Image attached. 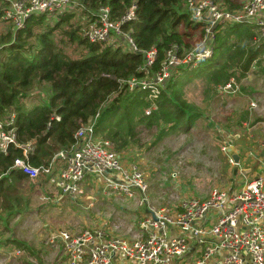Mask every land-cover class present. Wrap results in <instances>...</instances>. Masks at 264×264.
I'll list each match as a JSON object with an SVG mask.
<instances>
[{
	"label": "built area",
	"instance_id": "2783aa9c",
	"mask_svg": "<svg viewBox=\"0 0 264 264\" xmlns=\"http://www.w3.org/2000/svg\"><path fill=\"white\" fill-rule=\"evenodd\" d=\"M74 3L76 0H7L2 18L11 22L17 31L25 28L32 16H60L73 10ZM186 4L193 19L202 26V38L182 54L179 46L169 48L151 79L133 76L124 80L129 90L149 87V96L158 98L174 71L181 67H197L214 56L216 34L221 26L254 24L264 35V0H246L236 9L227 8L218 0H186ZM94 16L85 32L91 42L125 39L133 51L145 55V67L155 65L158 49H140L123 27L136 17L135 5L117 20L112 18V10L107 5L101 6ZM236 86V78L232 76L224 90L235 91ZM251 106H257L255 101ZM146 113L151 114V110ZM15 119V112L0 117V154H8L12 145L22 147L23 156L14 160L11 170H19L35 182L42 174L51 175L52 164L36 166L30 162L32 144L19 143ZM230 147L225 145L223 150L228 154ZM262 147L264 150V142ZM59 155L65 159L66 166L60 169L57 182L62 194L70 199H77L84 193L83 183L90 176L99 178L102 186H110L114 192L128 197H133L138 190L141 204H150L149 184L140 164L125 162L111 141L96 140L92 123L78 129L70 151ZM228 161L237 165L229 154ZM110 174L117 175L116 181L106 177ZM140 225L145 235L132 239L100 228H87L79 233L68 229L52 232L48 241L63 246L67 264H176L194 249L201 252L197 264H264V178L246 179L233 192L215 188L203 200L187 198L178 209L150 207Z\"/></svg>",
	"mask_w": 264,
	"mask_h": 264
},
{
	"label": "trees",
	"instance_id": "16d2710c",
	"mask_svg": "<svg viewBox=\"0 0 264 264\" xmlns=\"http://www.w3.org/2000/svg\"><path fill=\"white\" fill-rule=\"evenodd\" d=\"M218 1L230 9L239 8L244 3V0ZM76 2L81 5V7L78 5V9L88 17L84 27L73 23L74 14L78 10L74 13L68 10L54 17L35 15L27 21L25 28L15 30V35L11 31L0 41L3 43L0 49V117L16 113L14 127L20 144L37 139L36 153L29 155L30 162L37 166H48L56 150L69 151L75 142L77 130L89 123L93 124L96 140H100L97 137L98 133L107 131L122 109L124 115H129L144 102L143 97L148 96L151 91L149 87H138L131 91L124 80L133 76L152 78L159 70L169 48L179 46L182 54L196 46L203 35L202 26L193 19L186 0H76ZM6 3L7 1L0 0V17ZM103 5L111 8L112 18L116 20L135 5L136 17L123 27L130 32L140 49L153 47L158 49V59L152 68L145 67V55L133 51L125 39L114 40L118 43L113 41L105 43L91 42L86 37L85 32L95 19L94 12ZM38 28H41L39 32ZM60 30L68 41L55 40L56 32ZM237 31L240 37L238 40L236 38L237 41L233 40L225 49L227 44L224 37ZM29 39H36L38 43L34 45ZM72 43L77 48L70 53L68 49ZM252 45L257 52L251 54L243 68L242 64L240 69L238 68L242 75L249 71L254 75L260 69L261 58H258V55L260 51H264V35L254 24L229 23L221 26L216 34L214 56L201 62L197 67L178 68L165 84L171 88L180 79L178 73H198L201 70L208 72L212 80L224 85L232 76L238 80L240 77L236 76L237 72H230L228 61L232 53L237 59L246 58L253 51L245 54L246 49ZM80 47L83 48L82 51L74 57ZM225 53L229 54L227 58L224 57ZM207 62L210 63L205 65ZM40 85H46L47 89V85L50 86V96L42 103L25 108L23 100L28 98L32 89ZM238 92L240 93L239 89L227 92L230 95L234 94L227 104L238 99L235 95ZM158 98L162 99L159 101L160 108H167L170 99L167 98L166 92L160 90ZM242 107L240 106L239 112H242ZM57 116L60 117L59 120L56 119ZM181 117L183 116L177 115L176 118ZM109 135L111 136V132ZM115 136L118 137L117 133L113 138ZM48 140L52 142L47 144ZM21 156L23 148L14 145L10 147L8 154H0V174L10 171L14 160ZM10 243L22 244L20 241L5 238L1 232L0 256L4 249L13 250L9 256L15 259L21 252L17 249L21 247L10 246ZM23 245L26 246L25 243ZM30 245L32 248L27 244V249L31 251V255L33 254L32 262L24 261L33 264L37 261L34 255L41 250ZM16 250L20 252L16 253Z\"/></svg>",
	"mask_w": 264,
	"mask_h": 264
},
{
	"label": "rangeland",
	"instance_id": "374dc122",
	"mask_svg": "<svg viewBox=\"0 0 264 264\" xmlns=\"http://www.w3.org/2000/svg\"><path fill=\"white\" fill-rule=\"evenodd\" d=\"M78 5L81 7L78 2L74 3L71 12L74 13L75 10H78L74 14L73 23L84 27L88 17L81 9H78ZM13 29L9 21L0 17V41L4 35L11 31L15 35ZM40 30L41 28H38L37 32ZM222 30L224 29L222 28ZM239 35V31H237L224 37L227 44L225 49L233 40L236 38L238 40ZM55 40L68 41V38L60 30L56 32ZM29 42L34 45L38 43L36 39H29ZM113 43L118 42L113 41ZM2 44L1 42L0 47ZM75 48H77L76 45L72 43L68 50L72 53L71 51ZM81 48L76 50L77 53L74 57L80 54ZM251 50L253 51L250 52ZM253 52H257L255 46H248L245 54L249 53V55L246 58L237 59V56L232 53L228 61L231 67L230 72L235 73L236 71V76L240 77L238 80L236 79V90L239 89L240 93L235 94L238 99L233 103L227 104L234 94L227 93L229 91L224 90V84L212 80L208 76V72L202 70L198 73L182 72V74L178 73L180 79L174 86L168 88V85L165 84L161 88V92H166L167 98L170 99L167 108H160L161 98H157L156 101L149 95H145L144 102L131 113L129 111V115H124L125 112L122 109L112 126L104 133H98L97 137L100 140H109L113 143L125 162L140 164L150 187L151 201L149 205L139 204L138 190H135L134 194L137 198L133 196L127 199L123 197L125 195L114 192L110 186L105 184L102 186L101 180L96 177L93 183L87 181V183L89 182L87 192L89 199H84L82 202L86 208L90 207L88 214L83 212L81 203V211H76L75 206H72V212L68 208L69 205L65 203L60 208L59 215L57 204H54L55 200H51L50 196H47L50 194L61 196L59 193L62 189L58 183H55L52 187L49 186L51 188L48 190L45 188L42 194L39 191L41 196L35 193L14 199V195L7 194L6 197L12 201L8 206L13 209L6 213L3 209L5 204L3 202L0 204V233L1 229L4 233L7 228L13 230L14 227H19L16 238L21 237L27 241L31 239L32 241L28 242L29 248H32L30 245L32 244L36 249L44 250L43 253H36L37 261L33 264L42 262L45 264H67L63 246L48 241L52 232L68 229L71 232L79 233L87 228H100L114 235L133 237V234L139 233L140 221L148 215L147 209L150 207L178 209L180 203L187 198L196 197L203 200L209 197L215 188L229 192L239 187L244 178L236 173L242 165H245V161L241 163V166L231 165L223 147L225 145L234 147V145L241 144L243 149L249 150L246 143L250 140L245 142L243 136L252 125H254L252 128L255 133L261 137V142H264V51H260L258 55V58H261L260 69L254 75L251 74V71L242 75L238 70L241 64L243 68ZM228 55L225 53L224 57L227 58ZM208 63L210 62L205 65ZM47 86L48 89L46 85L32 89L28 98L23 100L25 108L48 99L50 86ZM252 101H255L256 107L251 106ZM154 105L157 107L155 108ZM240 106H243L242 112H239ZM148 109L152 113L150 116H146ZM177 115L183 117L177 119ZM243 124L247 125V129ZM115 133L118 137L113 138ZM94 137H96L95 131ZM239 139L242 142L236 141ZM247 159L249 157L244 154L243 160ZM106 177L114 181L117 179V175L110 174ZM14 184L16 187L21 186V183L18 182ZM27 184L32 186L29 181ZM18 203L22 206L19 207ZM33 208L35 209L30 211ZM15 211L19 213L12 215ZM88 218L92 221L83 225V220ZM43 222H48L53 230L45 235V241H39V239L36 241ZM12 230L10 234H12ZM19 232H23V236ZM20 241L22 242V240ZM9 245L21 247L17 249L21 252L16 250L17 253H20L14 259L9 256L13 250L4 249V253L0 256L1 264H26L27 260L32 262L28 259L29 251L23 243H10ZM25 245L27 246V244ZM60 253L61 258L58 255Z\"/></svg>",
	"mask_w": 264,
	"mask_h": 264
},
{
	"label": "crops",
	"instance_id": "0c3cea01",
	"mask_svg": "<svg viewBox=\"0 0 264 264\" xmlns=\"http://www.w3.org/2000/svg\"><path fill=\"white\" fill-rule=\"evenodd\" d=\"M6 5H7V3H6ZM4 8H5V6H4ZM13 28H14V26H13ZM14 30H15V28H14ZM253 110L255 111V109H253ZM253 126L254 125H252V127ZM246 127H247V125H244V128H246ZM252 127L248 128V129L246 128L247 129V132L243 136L245 142L247 140H250V142H247L246 143L247 146L249 147V150L243 149L244 147L241 144L234 145V147H233L234 150H235V152H237L239 154V156H240V162L237 165H233V166H241V163L245 161V165H242L240 167V169L236 173L238 176H241L242 178H244V180L240 183L239 187L242 185V183L246 179L247 180L248 179H252V178H255L257 176H261V177L264 178V150H263L262 142H261L262 139H261V137H259V135H257V133H255V130ZM236 141L237 142H242V141H240V139L239 140H236ZM29 142H31V144H32L31 145V148L29 150V155L35 154L36 151H37L36 150L37 139L34 138V139H32V140H30V141H28L26 143H29ZM51 142H52V140H48L47 144H49ZM26 143H24V144H26ZM69 151L56 150L54 152V154H53L52 159L50 160V164L48 165V166H50L51 164L53 165V173L51 175L42 174V176L39 178L40 180L38 179V181H36V182L30 180L26 175H24L19 170H12V171L5 172L3 174H0V204L2 202L5 204V206H4L3 209L6 211V213L9 210L11 211L13 209V208H10L8 206V205H11L12 201L9 200L6 197L7 194L14 195V199L17 198V197H20L21 198L23 196H27V195L35 194V193L38 194L39 196H41L38 193L39 191L42 194V192H43V190L45 188L48 190V188H51L55 183L57 184L58 183L57 182L58 181V173H59L60 169H62L63 167L66 166L65 159L63 157H61L60 155L58 156V154L60 152H66L67 153ZM244 154H245V156L249 157V159L243 160ZM32 164L33 165H36L35 163H32ZM94 179H95L94 177H90L89 176L84 181V183H83L84 193L81 194L77 199H74V200L73 199H70L65 194H62V190L61 189H60L61 191L59 193V195H61V196H59V197L53 196L52 194L47 195V196H50V199L51 200H55L54 204H57L56 206H57L58 214L60 213L59 212L60 211V208H62L65 203H66V205H69L68 208L70 209L71 212L73 211L71 209L72 206H75L76 211H81L80 210V207L82 205V208L84 210L83 212H85V213L88 214V211H90L89 210L90 207H87L86 208L82 204V202L84 201V199H86V200L89 199V197H88L89 194L87 193L88 192V188H89L88 187L89 182L87 183V181H91V183H93L94 182ZM28 181L31 183L32 186H30V185L27 184ZM15 182L21 183V186H17L16 187V185L14 184ZM44 185H45V187H44ZM49 186H51V187H49ZM239 187L234 188L232 191H229V192H233L236 189H238ZM16 190H17V192H16ZM137 193H138L139 204H141V202H140V200H141V193L140 192H137ZM148 194H149V197H150V187H149V190H148ZM123 197H125L127 199H130V196L128 197V196L125 195ZM134 198H137V197L134 196ZM27 203L29 205L28 200H27ZM80 203H81V205H80ZM45 205H47V204L45 203ZM141 205H144V204H141ZM18 206L20 207L22 205H20L18 203ZM50 206H52V205H50ZM155 208H157V207L155 206ZM159 208H162V207H159ZM34 209L35 208L30 209V211H33ZM147 212H149V209H147ZM13 213L18 214L19 212L15 211ZM76 215L78 217L79 216V213L76 214ZM82 217L83 216H81V219H83ZM91 221L92 220L90 218H88V219L83 220V223L82 224L85 225L87 223H90ZM59 222L60 221H59V218H58V223ZM73 223H74V220H73L72 224ZM18 228L19 227H14L13 230L11 229L13 231L12 234H10L11 233V230L9 228H7V231L4 232V237L5 238H8V239H11V240H14V241H20V240H22V243H25V244H28L29 241H32L31 239L29 241L24 240L21 237L19 238L20 240L18 238H16L15 237L16 236V233L19 231ZM52 230L53 229L50 228V225H49L48 222H43V224L41 225V228L39 230L40 233L38 234V236H36V241H37V239H39V241H42V240L45 241L44 240L45 239V235H47V233L48 232H51ZM1 231L3 233V229H1ZM19 233L21 234V236H23V232H19ZM141 235H145V232H144V230L142 229V227L140 225L139 233L133 234V237H126V238L132 239V238H136L137 236H141ZM25 247H27V246H25ZM27 251H29L27 253V255L29 257L28 259L31 260V257H33V254L31 255V253H30L31 251L30 250H27ZM43 252H45V251L44 250H41L40 253H43ZM16 253H17V251H16ZM18 255L19 254H17V256ZM58 255H59V258H61V253L58 254ZM34 257H37L36 254L34 255ZM200 257H201V252L199 251V249H194L193 251H191L190 253H188L184 258L178 260L176 262V264H197V260ZM1 263H2V261H0V264ZM59 263H60V261H59ZM26 264H28V262ZM41 264H45V263L42 262Z\"/></svg>",
	"mask_w": 264,
	"mask_h": 264
},
{
	"label": "water",
	"instance_id": "95a60500",
	"mask_svg": "<svg viewBox=\"0 0 264 264\" xmlns=\"http://www.w3.org/2000/svg\"><path fill=\"white\" fill-rule=\"evenodd\" d=\"M228 153L234 158L237 164L240 162V156L237 152H235L232 146L228 149Z\"/></svg>",
	"mask_w": 264,
	"mask_h": 264
}]
</instances>
